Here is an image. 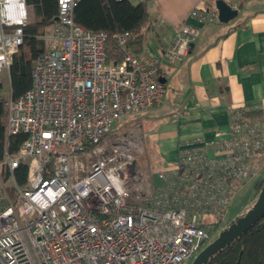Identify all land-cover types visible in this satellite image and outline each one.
Here are the masks:
<instances>
[{
    "label": "built area",
    "instance_id": "built-area-1",
    "mask_svg": "<svg viewBox=\"0 0 264 264\" xmlns=\"http://www.w3.org/2000/svg\"><path fill=\"white\" fill-rule=\"evenodd\" d=\"M80 2L58 0L32 87L6 103L7 134L26 139L0 164V182L5 165L18 195L13 201L5 190L0 208V264H191L209 241L199 224L224 218L239 184L255 176L250 164L264 149V125L232 105L228 132L187 143L174 165L152 174L142 141L110 134L116 121L163 104L160 68L183 62L200 29L181 24L161 56L142 57L129 47L130 32L76 25ZM190 16L220 23L216 8ZM27 24L25 0H0V74L9 72ZM110 38L120 61L108 60ZM22 162L24 189L14 175Z\"/></svg>",
    "mask_w": 264,
    "mask_h": 264
},
{
    "label": "crops",
    "instance_id": "crops-1",
    "mask_svg": "<svg viewBox=\"0 0 264 264\" xmlns=\"http://www.w3.org/2000/svg\"><path fill=\"white\" fill-rule=\"evenodd\" d=\"M217 1L147 0L150 21L142 29L140 56H161L181 24L200 29L183 62L160 68L163 104L142 112L138 122L144 156L148 161L151 151L160 169L174 165L187 143L218 140L228 132L232 105L249 108L264 125V0H223L238 9L228 23L203 26L190 16L196 8H216ZM26 11L28 16L27 4ZM258 154L252 162L264 161V152Z\"/></svg>",
    "mask_w": 264,
    "mask_h": 264
},
{
    "label": "trees",
    "instance_id": "trees-1",
    "mask_svg": "<svg viewBox=\"0 0 264 264\" xmlns=\"http://www.w3.org/2000/svg\"><path fill=\"white\" fill-rule=\"evenodd\" d=\"M26 4L33 7L36 20L24 27V42L14 55L9 68L11 98L14 100L32 87L34 62L46 50V43L42 38L44 30L55 25L58 16V0H26ZM149 21L147 0L137 4L130 0H81L74 11L75 24L86 30L105 31L110 34L130 32L132 37L129 47L138 56L143 50L142 29ZM107 56L111 61H120L123 58V51L114 38L107 42ZM2 89L0 79V164L7 156H18L26 139L24 134H7V100L1 95ZM245 109L246 117L258 120L249 108ZM1 169L3 181H6L9 178V169L5 165ZM14 175L19 187L26 188L28 165L22 162ZM263 185L264 181L258 184L260 191ZM7 194L13 201L18 199L14 188L9 189ZM217 224L200 223L199 227L212 234ZM205 264H264V217L229 246L214 254Z\"/></svg>",
    "mask_w": 264,
    "mask_h": 264
},
{
    "label": "rangeland",
    "instance_id": "rangeland-1",
    "mask_svg": "<svg viewBox=\"0 0 264 264\" xmlns=\"http://www.w3.org/2000/svg\"><path fill=\"white\" fill-rule=\"evenodd\" d=\"M133 4L139 3L140 0H130ZM28 18L29 22H34L36 20V16L34 13V9L31 6H28ZM50 30V26L45 29ZM44 30V31H45ZM46 48L50 46L48 41L46 40ZM1 80L3 81V89L1 91V95L8 101L11 98V91L9 88V80L5 73L2 74ZM145 112V111H144ZM143 118V113L131 115L129 117L120 119L115 122V125L111 131L110 137H115L117 135H124L130 134L133 135L136 139L142 141V134L139 125V121ZM259 153L258 155H261ZM154 154L149 151L148 153V162L150 165V170L152 174H156L157 171L160 169V159L157 156H153ZM264 161H251L250 168L255 176L252 178H248L244 181V183H240L238 189L236 191L235 199L231 206L230 211L228 214L217 221V227L214 229L213 233L210 234L209 232V241L207 242L206 246L214 241L221 231L226 229L232 222H234L239 216H242L246 211H248L254 202L256 201L257 197L260 194V183L264 181ZM13 188L12 182L7 179L4 183L0 182V208L6 205L5 200V190L8 191L9 189ZM210 219L215 220L216 216H212L211 218L202 217L203 221H210ZM205 246V247H206ZM204 247V248H205ZM203 248V249H204Z\"/></svg>",
    "mask_w": 264,
    "mask_h": 264
},
{
    "label": "water",
    "instance_id": "water-1",
    "mask_svg": "<svg viewBox=\"0 0 264 264\" xmlns=\"http://www.w3.org/2000/svg\"><path fill=\"white\" fill-rule=\"evenodd\" d=\"M216 8L218 10L220 23H228L238 16V9L231 7L223 0H218L216 2ZM161 81L164 83L162 79ZM263 217L264 185L252 207L242 216H239L226 229L221 231L214 241L202 249L191 264H205L214 254L229 246L234 240L255 226Z\"/></svg>",
    "mask_w": 264,
    "mask_h": 264
}]
</instances>
